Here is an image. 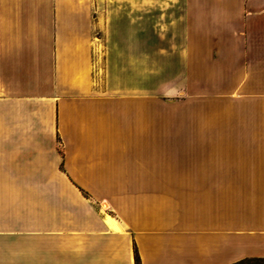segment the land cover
I'll use <instances>...</instances> for the list:
<instances>
[{"label": "crops", "instance_id": "0c3cea01", "mask_svg": "<svg viewBox=\"0 0 264 264\" xmlns=\"http://www.w3.org/2000/svg\"><path fill=\"white\" fill-rule=\"evenodd\" d=\"M264 260V0H0V264Z\"/></svg>", "mask_w": 264, "mask_h": 264}, {"label": "trees", "instance_id": "16d2710c", "mask_svg": "<svg viewBox=\"0 0 264 264\" xmlns=\"http://www.w3.org/2000/svg\"><path fill=\"white\" fill-rule=\"evenodd\" d=\"M255 264H264V260L263 259L255 260Z\"/></svg>", "mask_w": 264, "mask_h": 264}]
</instances>
